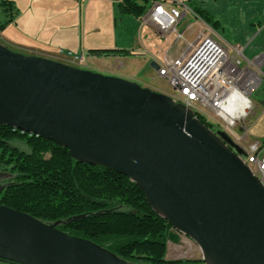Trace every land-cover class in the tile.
Wrapping results in <instances>:
<instances>
[{"label":"water","instance_id":"water-1","mask_svg":"<svg viewBox=\"0 0 264 264\" xmlns=\"http://www.w3.org/2000/svg\"><path fill=\"white\" fill-rule=\"evenodd\" d=\"M0 124L128 177L197 244L205 264H264L263 186L224 131L210 130L168 94L0 44ZM0 261L136 264L2 204Z\"/></svg>","mask_w":264,"mask_h":264},{"label":"trees","instance_id":"trees-1","mask_svg":"<svg viewBox=\"0 0 264 264\" xmlns=\"http://www.w3.org/2000/svg\"><path fill=\"white\" fill-rule=\"evenodd\" d=\"M151 1L116 0V6L119 13L140 19ZM183 2L209 27L218 26L206 10L191 0ZM87 55L132 56L134 52L90 48ZM195 115L210 130L221 131L202 115ZM12 142L24 143L28 150ZM0 171L10 176L0 190V204L45 223L56 222L58 229L87 239L118 258L136 264L204 263L166 259L167 243H177L180 233L151 208L142 190L112 169L77 161L67 148L51 140L0 124Z\"/></svg>","mask_w":264,"mask_h":264},{"label":"rangeland","instance_id":"rangeland-1","mask_svg":"<svg viewBox=\"0 0 264 264\" xmlns=\"http://www.w3.org/2000/svg\"><path fill=\"white\" fill-rule=\"evenodd\" d=\"M41 1L15 0L13 11L18 14L20 19L17 31H19L20 26L28 32L31 31L28 34H33L39 40V43L35 45L53 55L45 58L52 59L56 56L65 55L70 58L63 59L64 64L78 68L85 67L102 75L133 74L140 86L158 92L169 93V89L166 82L157 76L156 69L150 65V62L154 61L158 64L165 57L177 56L183 48L184 41H191L199 33H213L224 40L228 46L240 45L244 47L243 55L245 58H250L253 54L254 58L264 54V0H191L192 5L206 10L219 24L215 29H212L201 19L190 14L185 15L176 26V30L183 31L184 39L180 41H175L171 33L160 36L153 28L142 24V20L139 18L119 13L116 1L114 8L107 10L90 4L85 11L84 5L82 14L85 11L93 23L104 19L106 13H113L114 11L115 40L120 43L128 41V44L133 42L135 53L128 56L125 65L120 68L109 57H95L98 64H95L96 67H92V57L87 55V49L92 48V31H89L84 37L82 36L81 45L76 44V47L75 43H72V35L76 37L75 39L79 38L78 9L58 8L54 11L56 8L41 7L43 5ZM0 3L5 12L12 9L10 0H0ZM69 13L72 14L69 15ZM2 19H4L3 15L0 16V20ZM72 19L73 22L75 20L78 22L76 27L70 24ZM42 38L52 40L51 45L41 44ZM0 44L2 43L0 42ZM98 44L100 43L98 42ZM3 46L7 47L6 45ZM81 52L84 54L82 60L85 63L91 62L90 65H81L74 59V56L81 54ZM254 72L261 80L256 82L254 90L249 95L250 108L246 115L236 123V126L224 130L235 144L241 149L247 150L254 141L264 137V64L255 65ZM223 129L222 127V131ZM8 182L9 178L0 179V184ZM201 257L197 244L181 233L177 243L170 241L167 243L165 258L168 260H202ZM201 264L205 263L202 262Z\"/></svg>","mask_w":264,"mask_h":264},{"label":"built area","instance_id":"built-area-1","mask_svg":"<svg viewBox=\"0 0 264 264\" xmlns=\"http://www.w3.org/2000/svg\"><path fill=\"white\" fill-rule=\"evenodd\" d=\"M188 14L195 16L183 0H152L140 19L160 36L171 33L175 41H180L184 39L183 31L176 30V26ZM243 51L244 47L228 46L216 34L199 33L191 41H184L177 56L158 63L156 74L166 82V94L175 102L185 105L195 117L199 114L222 126L224 131L245 116L226 119L227 109H245L247 113L249 95L258 81L254 67L264 62L261 56L245 58ZM82 57L81 53L74 59L81 61ZM242 151L238 157L264 188V138Z\"/></svg>","mask_w":264,"mask_h":264},{"label":"crops","instance_id":"crops-1","mask_svg":"<svg viewBox=\"0 0 264 264\" xmlns=\"http://www.w3.org/2000/svg\"><path fill=\"white\" fill-rule=\"evenodd\" d=\"M115 1L116 0H42L41 2H43V5L41 7H51L53 9L56 8L54 11H56L58 8H61V9L66 8V9H72V10H75V8L78 9L79 11V38L75 39L76 38L75 36L73 35L71 36L72 43H75V45L76 44L81 45L82 36L84 37L87 33H89V31L90 32L92 31V48H125V49H131L135 53L134 46L132 45L133 42L128 44L129 43L128 41H123L120 43L115 40L114 38V30H115L114 11L113 13H109V12L106 13L104 19H100L94 23L88 18L87 14H85V11L90 6V4H92V6H95V7L100 6L104 8V10H107L109 8L112 9V7L114 8ZM10 2H11V7H12L10 11L8 10L5 12L2 6L0 5V16L2 15L4 16V19L0 20V42L3 45L10 47L9 49H12L20 53H24L26 55L52 57L53 55H51L50 52L46 50H42L37 45H35L39 43V40L38 38H35L36 36L34 37L33 34H28L31 31L28 32L26 29H24V27H21V26H20L19 31H17V27L19 26L20 19L18 18V14L13 11V7L15 9V0H10ZM84 5H85V11L82 14ZM80 13H81V16H80ZM71 14L72 13H69V15ZM73 21L74 20L72 19L71 21L72 23L70 22V24L73 27H76L78 22L76 20L75 22ZM83 27H84V30L82 31ZM46 35L48 36L47 33ZM220 40L224 42V40H222L221 38ZM41 42H42L41 44L48 46V45H51L52 40H47L46 38H42ZM98 42L100 44H98ZM79 47H82V46H79ZM259 56L263 57L264 59V54H260ZM253 57H254V54L249 59ZM65 58H70V57H67L65 55L64 56L60 55L52 59L55 61H61L62 63H64L63 59ZM109 58L115 65H117L118 68L124 66L125 65L124 63L128 60V56H112ZM96 60L97 59L95 57H92V67H96L95 64H98ZM90 63L91 62L89 63L84 62L85 65H90ZM263 64L264 62L261 65ZM85 69H88V68H85ZM95 71H98V70H95ZM111 75L123 77L129 80L135 81V82L137 81L133 74L132 75L111 74ZM0 264H8V263L0 261Z\"/></svg>","mask_w":264,"mask_h":264},{"label":"bare ground","instance_id":"bare-ground-1","mask_svg":"<svg viewBox=\"0 0 264 264\" xmlns=\"http://www.w3.org/2000/svg\"><path fill=\"white\" fill-rule=\"evenodd\" d=\"M248 107L250 108V106L248 105ZM227 116H226V119H231L232 117H235L237 115H246V110L244 109H238V108H230V109H227Z\"/></svg>","mask_w":264,"mask_h":264},{"label":"flooded vegetation","instance_id":"flooded-vegetation-1","mask_svg":"<svg viewBox=\"0 0 264 264\" xmlns=\"http://www.w3.org/2000/svg\"><path fill=\"white\" fill-rule=\"evenodd\" d=\"M2 185V184H1ZM2 186H4V185H2Z\"/></svg>","mask_w":264,"mask_h":264}]
</instances>
